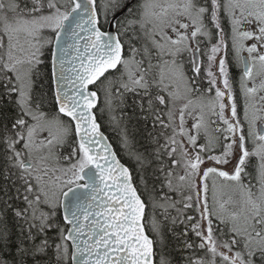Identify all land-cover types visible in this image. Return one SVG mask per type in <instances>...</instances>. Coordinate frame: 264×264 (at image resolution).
Here are the masks:
<instances>
[{
  "label": "snow or ice",
  "instance_id": "obj_1",
  "mask_svg": "<svg viewBox=\"0 0 264 264\" xmlns=\"http://www.w3.org/2000/svg\"><path fill=\"white\" fill-rule=\"evenodd\" d=\"M172 239L264 264V0H0V264H174Z\"/></svg>",
  "mask_w": 264,
  "mask_h": 264
},
{
  "label": "trees",
  "instance_id": "obj_2",
  "mask_svg": "<svg viewBox=\"0 0 264 264\" xmlns=\"http://www.w3.org/2000/svg\"><path fill=\"white\" fill-rule=\"evenodd\" d=\"M105 26H106V24H102V29H104ZM233 69H234V73H235L234 77H238V74H239L238 70L235 68H233ZM185 70L189 76H191L193 74L191 71L190 60H188L185 63ZM201 76L202 77L204 76L203 70L201 71ZM204 86L207 87L206 81L204 82ZM102 103H103V96L101 95V105H102ZM97 115H98L99 123L101 124V129L107 135L108 139L112 143L114 150L117 152V155L120 158V160L123 163H125L127 166H129L130 168L134 169L135 168L134 163L128 158V156L124 153V151L120 147L118 133L116 131L112 130V128H110L108 123H107V120H108L107 112H105L103 116H100L99 112H97ZM141 135L146 136V133H142ZM141 135H138L137 138L140 139V143L143 145V144H145V140L141 138ZM141 150H143V148H141ZM174 214L175 213H173V215ZM157 215H160L159 210L157 211ZM159 218L162 219L161 216ZM178 231H183V226H180L178 228ZM149 235H152V233L149 232ZM176 244H177V242L175 241V239H172L170 244H169V249H168V251H170V253H171L174 264H178V262L180 260V256H181V254L175 250ZM158 259H159V257H157V260Z\"/></svg>",
  "mask_w": 264,
  "mask_h": 264
},
{
  "label": "rangeland",
  "instance_id": "obj_3",
  "mask_svg": "<svg viewBox=\"0 0 264 264\" xmlns=\"http://www.w3.org/2000/svg\"><path fill=\"white\" fill-rule=\"evenodd\" d=\"M188 60H190V56H189V54H185V56H184V63H186ZM202 60H203L204 65H206L207 64V58H206V56H202ZM212 70H213V72H217V68L215 66L213 67ZM221 87H222V85H221ZM157 216H158V218L160 217V215H157Z\"/></svg>",
  "mask_w": 264,
  "mask_h": 264
},
{
  "label": "water",
  "instance_id": "obj_4",
  "mask_svg": "<svg viewBox=\"0 0 264 264\" xmlns=\"http://www.w3.org/2000/svg\"><path fill=\"white\" fill-rule=\"evenodd\" d=\"M103 31H106V32H108V31H111V32H113V33H115V31H116V29L115 28H110L109 27V25H107L106 24V26H105V28L104 29H102ZM101 131L103 132V130L101 129ZM104 133V132H103ZM104 135L107 137V135L104 133ZM108 142L109 143H111L110 142V140L108 139ZM112 144V143H111ZM113 146V145H112ZM113 149H114V147H113ZM119 158V157H118ZM120 159V158H119ZM122 162V161H121ZM123 163V162H122ZM125 164V163H124ZM126 165V164H125Z\"/></svg>",
  "mask_w": 264,
  "mask_h": 264
},
{
  "label": "flooded vegetation",
  "instance_id": "obj_5",
  "mask_svg": "<svg viewBox=\"0 0 264 264\" xmlns=\"http://www.w3.org/2000/svg\"><path fill=\"white\" fill-rule=\"evenodd\" d=\"M201 59H202V57H201ZM232 74L235 76L234 69H232Z\"/></svg>",
  "mask_w": 264,
  "mask_h": 264
}]
</instances>
